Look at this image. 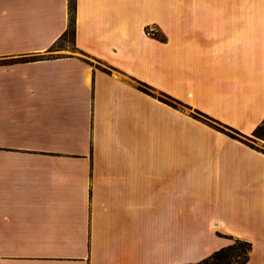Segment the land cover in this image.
<instances>
[{"label":"crops","instance_id":"1","mask_svg":"<svg viewBox=\"0 0 264 264\" xmlns=\"http://www.w3.org/2000/svg\"><path fill=\"white\" fill-rule=\"evenodd\" d=\"M74 1L0 0V264H264V0Z\"/></svg>","mask_w":264,"mask_h":264},{"label":"trees","instance_id":"2","mask_svg":"<svg viewBox=\"0 0 264 264\" xmlns=\"http://www.w3.org/2000/svg\"><path fill=\"white\" fill-rule=\"evenodd\" d=\"M74 8H75V1L74 0H69V12H70V21H69V26H68V30L67 33H69L71 35V38L73 39V35H74V27H73V12H74ZM66 33V34H67ZM162 39V38H160ZM138 88L143 91L146 94H150V92L148 91V86L138 82ZM161 97H157L161 102L173 107V108H177V109H187V110H191L190 107L180 103L179 101L174 100L173 98L159 93ZM190 115L198 120H201L203 122L209 121L210 119L205 116L204 114H202L201 112L197 111V110H193L192 113H190ZM207 121H205V120ZM211 121V120H210ZM215 125L212 124V126L225 133L227 136L239 140L249 146H252L247 140H249V138L242 136L241 134H239L237 131L225 127V126H220V124H217L214 122ZM259 130L257 129V131H255V134L258 132ZM241 137H243L244 139H242ZM230 243L213 252L210 256H208L207 258L196 262V263H192V264H247L248 260H249V254L251 251V244L249 242H245V241H241L239 239L230 237V236H225Z\"/></svg>","mask_w":264,"mask_h":264},{"label":"rangeland","instance_id":"3","mask_svg":"<svg viewBox=\"0 0 264 264\" xmlns=\"http://www.w3.org/2000/svg\"><path fill=\"white\" fill-rule=\"evenodd\" d=\"M60 49H63V50H66V51L72 50V38H71V35L69 33L65 34V36H63V38H61V40H59L57 42V44L54 46L53 50H55V52H56L57 50H60ZM154 95L157 96V97H161L160 94H158V93H154ZM182 110H185V111H188L189 113H192V111H189L187 109H182ZM205 121H207V120H205ZM207 123L212 126V123L210 121H207ZM213 125H215V124H213ZM256 135L258 137H262V139H264V126L261 128V130L259 129V131L256 133ZM262 141H264V140H262ZM258 144L262 148H264V143L263 142H259Z\"/></svg>","mask_w":264,"mask_h":264}]
</instances>
